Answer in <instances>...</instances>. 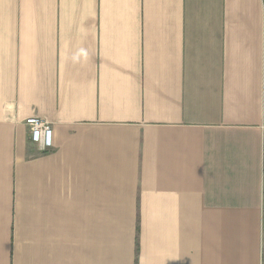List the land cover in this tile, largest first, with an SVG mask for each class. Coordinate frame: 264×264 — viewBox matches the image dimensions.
<instances>
[{
  "label": "crops",
  "instance_id": "crops-1",
  "mask_svg": "<svg viewBox=\"0 0 264 264\" xmlns=\"http://www.w3.org/2000/svg\"><path fill=\"white\" fill-rule=\"evenodd\" d=\"M0 264H264V0H0Z\"/></svg>",
  "mask_w": 264,
  "mask_h": 264
},
{
  "label": "built area",
  "instance_id": "built-area-1",
  "mask_svg": "<svg viewBox=\"0 0 264 264\" xmlns=\"http://www.w3.org/2000/svg\"><path fill=\"white\" fill-rule=\"evenodd\" d=\"M26 124L30 128V140L42 152L53 146V129L51 122L46 118L31 116L26 119Z\"/></svg>",
  "mask_w": 264,
  "mask_h": 264
}]
</instances>
